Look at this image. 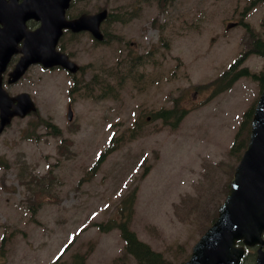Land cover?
Wrapping results in <instances>:
<instances>
[{
  "label": "rangeland",
  "instance_id": "obj_1",
  "mask_svg": "<svg viewBox=\"0 0 264 264\" xmlns=\"http://www.w3.org/2000/svg\"><path fill=\"white\" fill-rule=\"evenodd\" d=\"M76 3L69 13L135 8L136 17L105 25L106 32L124 38L121 46L98 44L87 33L72 40L67 52L84 66L76 87L69 73L38 66L12 87L28 91L39 112L16 118L0 135V264H52L70 242L63 260L80 251L89 253V264H120V233H102L93 224L116 214L133 190L132 229L180 264L225 198L239 162L230 146L260 91L250 78L213 96L197 86L214 80L247 48L245 27L226 31L228 22L241 19L264 36V0H175L164 14L158 0ZM248 4L255 5L251 11ZM160 21H165L162 31L156 26ZM161 35L168 39L158 42ZM145 50L152 53L140 68L144 75L129 78L122 88L108 68L117 69L125 54ZM245 65L259 72L264 58L252 56ZM109 84L113 88L105 92ZM175 102L188 112L176 130L152 118V112ZM39 117L58 124L62 135L35 127ZM112 137L113 151L92 171ZM39 197L41 203L33 205ZM125 261L137 264L128 255Z\"/></svg>",
  "mask_w": 264,
  "mask_h": 264
},
{
  "label": "water",
  "instance_id": "obj_2",
  "mask_svg": "<svg viewBox=\"0 0 264 264\" xmlns=\"http://www.w3.org/2000/svg\"><path fill=\"white\" fill-rule=\"evenodd\" d=\"M69 0H27L28 10L8 9L4 0H0V22L6 27L0 31V72L4 69L9 53L15 44L25 36L26 56L18 64L14 79H18L31 62L42 61L45 64L60 63L72 71L77 67L66 56L55 52V45L61 29L67 26L64 9ZM10 6H16L12 0ZM18 12L25 13L20 23ZM107 16L106 11L88 16L83 15L71 26L75 30H90L101 39L99 25ZM35 17L42 20V26L33 33L24 31V19ZM16 113L25 115L30 111L32 102L28 95L18 97ZM2 106V127L9 121V115L0 89ZM71 118V112L69 113ZM264 204V91L256 108L252 125V134L245 156L239 165L230 195L221 208L220 218L195 247L192 259L187 264H239L243 255L241 248L235 247L237 239L253 237L257 232L260 209ZM255 238L247 240L254 243Z\"/></svg>",
  "mask_w": 264,
  "mask_h": 264
},
{
  "label": "trees",
  "instance_id": "obj_3",
  "mask_svg": "<svg viewBox=\"0 0 264 264\" xmlns=\"http://www.w3.org/2000/svg\"><path fill=\"white\" fill-rule=\"evenodd\" d=\"M255 52L259 53L260 55L264 56V42L261 40L256 41L254 47L252 48ZM238 62L235 63L230 71L223 74L222 76V82L227 80L226 84H221L220 89H224L229 86V84L234 81L238 76L242 74H246L247 70H242L233 76L229 75L232 73V71L237 67ZM262 83H264V79L262 80ZM172 111L162 112L161 115L165 114H171ZM246 120L244 121L243 125L240 128L239 134L236 136L235 144L233 149H240L244 148L248 139V133H249V126L246 121L251 119L252 117V109H250L246 114ZM122 213L125 215V219L119 221L116 227H118L121 230L122 237L126 241V248L127 251L131 254H133L136 259L138 260L139 264H168L166 260L163 259L162 255L153 251L150 246L145 244L144 242L140 241L137 237V235L130 230L129 228V221L131 219V216L133 214V200L129 198L128 200L124 201ZM107 228H110L108 226ZM87 254L81 253L74 255L71 262H62L59 260H56L54 264H87Z\"/></svg>",
  "mask_w": 264,
  "mask_h": 264
},
{
  "label": "flooded vegetation",
  "instance_id": "obj_4",
  "mask_svg": "<svg viewBox=\"0 0 264 264\" xmlns=\"http://www.w3.org/2000/svg\"><path fill=\"white\" fill-rule=\"evenodd\" d=\"M263 239H264V233H263ZM259 248L258 246H255L252 250H248V255L247 258L251 257L253 259V264H257L256 259H257V249ZM264 249V246H263Z\"/></svg>",
  "mask_w": 264,
  "mask_h": 264
}]
</instances>
